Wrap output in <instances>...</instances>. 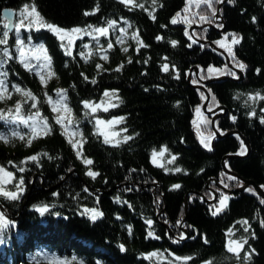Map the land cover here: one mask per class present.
<instances>
[{"label":"trees","instance_id":"obj_1","mask_svg":"<svg viewBox=\"0 0 264 264\" xmlns=\"http://www.w3.org/2000/svg\"><path fill=\"white\" fill-rule=\"evenodd\" d=\"M187 1L133 0L126 5L124 0H0V33L5 22L3 9L11 7L17 14L28 3L35 4L45 22L64 29L94 30L108 27L111 20H116L117 24L131 25V35L138 29L143 40L137 52L134 36L121 45L112 32L113 47L109 49V40L103 38L104 52L85 53L88 57L85 60L78 54L81 42L73 51L74 58L68 57L56 34L40 30L34 38L44 42L55 73L47 90L39 76L17 60L13 34L8 44L0 43L7 81L11 86L19 84L20 89L29 93L23 100V113H36L49 125V131L32 139L30 144L20 137L8 142L0 140V165L13 172L12 179H0V186L5 191H16L18 178L24 176V185H21L24 191L17 193L18 199L0 194V211H4L8 220L15 221L5 229L6 243L0 244V264H81V261L83 264H97V261L103 264H204L205 261L264 264V224H261L264 198L257 192L246 191L247 187L239 191L246 181L264 185V123L258 118L264 110L261 98L264 97V0L214 2L213 6L218 9L217 22L224 24V32L215 23L197 22L205 14L204 4L187 19L190 23H185ZM174 16L175 24L172 23ZM192 27H195L193 32ZM204 28H208L206 33ZM225 32L239 37L234 52L247 69H238L243 71V79H238L240 75L199 78L213 80L207 84L211 88V92H206L210 95L208 106L225 109L216 119L218 137L212 124L194 123L197 109L204 111L207 95L200 97L204 87L202 83L192 82V73L196 67L200 71L209 66L223 67L227 59L207 45H215L214 41ZM157 35L165 39L157 41ZM169 38L178 44L172 45ZM5 47L10 56L2 53ZM104 55L108 56L107 60ZM164 63L169 65L168 72L163 71ZM98 64L102 67L98 68ZM121 64L123 68L119 67ZM176 69L181 72L178 78ZM60 89L67 90L68 105L83 135L82 156H77L46 100L47 95H54ZM213 95L215 102L211 99ZM14 96L12 104L20 99L17 94ZM83 99H89L94 105L103 99L104 106L92 112L81 103ZM253 108L256 116L247 115ZM232 115L237 116L235 121L230 119ZM114 116L123 119L113 125L115 137L106 138L98 130V121L110 122ZM213 116L205 113L211 121ZM125 128L127 132L122 131ZM203 133L213 135L212 149L203 146L200 140ZM126 135L131 139L125 140ZM33 155L39 163L27 159ZM83 158H90L93 163L84 165ZM20 167L24 168L23 172L19 171ZM176 167L181 171H165ZM89 170L100 175L93 179L88 175ZM5 176L6 173H0L1 178ZM172 184L181 187L173 189ZM129 187L133 190L127 191ZM221 190L229 197L224 207L219 203ZM54 192L59 194L53 196ZM117 195L121 202L114 200ZM200 196L204 197L203 201ZM53 201L56 206L50 207L47 213L32 207ZM81 205L89 209L96 207L105 215L92 222L90 214L81 216L77 211L78 208L85 211ZM209 205L219 209L215 215H212L215 209ZM56 212L62 215L56 216ZM181 213L183 222L195 229L190 227L185 231L196 238H185L183 244L177 245L169 236L175 231L171 225L180 219ZM148 219L153 220L150 226ZM149 229L154 232L153 236H148ZM244 236L248 238L247 243L241 242L238 253L232 252L231 248H236L237 241ZM121 243L127 251L120 250ZM252 248L256 251L249 258L247 253ZM39 252H48L59 260L44 258ZM149 252L155 255H142ZM185 255L191 256V260L176 259Z\"/></svg>","mask_w":264,"mask_h":264},{"label":"snow or ice","instance_id":"obj_2","mask_svg":"<svg viewBox=\"0 0 264 264\" xmlns=\"http://www.w3.org/2000/svg\"><path fill=\"white\" fill-rule=\"evenodd\" d=\"M131 2H133V0H124V3L126 5L131 3ZM153 2H155V0H153ZM202 2L204 4V6H205L204 10H203L205 14L200 16V19L197 22L208 21L209 23H215L216 27L218 29H223L224 28V24L222 22H217L218 17L216 16V13H217L218 9H217V7L213 6L214 2L216 4H219V3H222L223 0H202ZM228 2L229 3H233L234 0H228ZM136 6L140 7V8H143L144 4H137ZM30 7H31L32 11H27ZM35 9H36L35 4L30 5L28 3H25L23 5V9L20 10V12H19L20 24L25 29L28 30V32H27V45H30V46L35 47V48H41V49L44 48V42L43 41H41L39 43H34V41H33V31L32 30L34 28L37 31L39 29H41V28L49 29V30H51L53 33H55L59 37V39L61 41L60 47L63 49V51L66 53V55L68 57H73V52L71 51L73 41L71 39H69L67 41V43H63L65 38H64L63 35H61V33L66 32V31H71V32H75V33H82L83 35H88V36H92L93 35L92 32L87 31L86 29H81L79 27H76V28H73V29H64V28L59 27L57 24L45 22L43 20V17L40 15V12L36 11ZM3 11H4L5 18L7 19V14L10 11L15 12L16 10L15 9L5 8ZM219 11L222 12L223 9H219ZM179 15H180V13L177 12L176 16H179ZM176 16H174L172 18V23L173 24L176 23ZM33 17H36V19L33 20ZM120 19L123 20L124 17H121ZM152 19L155 20L156 17L152 16ZM253 20L255 21L256 17H253ZM185 23H190V22L187 19H185ZM116 24H117L116 20H111L109 22V24H108V27H100V28L96 29V31L99 32V33H102L105 36H107L109 27H113ZM129 26H131V25H129ZM89 27H93V26H89ZM163 27L167 28L168 26L164 25ZM121 31H125L126 32L127 29L126 28H122ZM203 31L206 33L208 31V28H204ZM6 35L7 34L4 33L5 37H6ZM21 35H22V33L20 31V27H17L16 28V38H17V41L20 43V46L23 47L24 43L21 40ZM132 35L137 40L138 46L136 48V51L139 52L140 51L139 45L143 44V40L140 39V37H139V30L137 29L136 32H134ZM229 36H232V40H231L230 43H226V41H228V39H229ZM117 39L121 40V41L123 40L122 37H117ZM155 39L157 41H161V40L165 39V37H163L162 35H157L155 37ZM3 42H6V41L5 40H0V43H3ZM170 42H171L172 45H177L178 44V41L174 40V39H170ZM238 42L239 41L237 39V34L236 33L225 32L223 34L222 38L216 39L214 41V44L215 45H219L221 49H226V52L221 51L220 55L224 56L226 59H227L228 56H230L231 59L228 60L226 63H224L223 67L220 68V69H217L214 66H209V67H207V69L205 71H200L199 68H197V70L193 73V81L192 82L193 83H197V84L202 83V81L199 79V77H203L204 80H209L211 77H214V76L218 77V76H225V75L231 76V77H238L239 76V73L237 71L238 69H247V65L243 61L238 60V58L236 56V53L233 50L232 45H234V44H236ZM96 43H97V45H99L100 41L96 40ZM195 43L199 44L200 42L196 41ZM87 46L88 45L83 40H81V47L82 48H86ZM191 46L192 45L189 44V47H191ZM107 47L109 49H111L113 47V44L111 43V41L108 42ZM207 47L212 48L213 44L209 43L207 45ZM124 51L126 52L127 48H125ZM2 53H7L8 55H11V53L9 52V49L7 47L2 49ZM21 54L23 55V53H21ZM78 54H79V56L84 57L85 60L88 59V57L85 55L84 51H79ZM44 59H45V61H48V60H50V57L45 56ZM104 59L107 60L108 56L104 55ZM37 60L39 61L40 57H37ZM5 62L6 61L3 58V55L0 54V65L4 64ZM129 62H131V57H129ZM229 64L234 65V67H229ZM27 66L28 65L25 64V67H27ZM65 66H67V65H65ZM97 67L100 68V67H102V65L98 64ZM119 67L123 68V64H121ZM162 68H163L164 72H168L169 71V65L167 63H164L162 65ZM257 71H259V69H257ZM0 75L6 76V73L0 72ZM53 75H55V73H53ZM180 75H181L180 70L176 69L175 70V76L178 78ZM41 79L43 80V77H41ZM92 83L95 84L96 81L93 80ZM7 87H8V84H7L6 80L5 79H0V89H6ZM19 89H20V85L16 84L15 87H14V90H19ZM59 91L61 93L60 102L63 103L65 100H67V90L60 89ZM112 91H113V93H115V91H117V90L114 89ZM206 92H211V88H209L207 84H204V91L200 92V97L203 98L205 96ZM107 95H108V91H105L104 92V96H107ZM249 95H251V94H249ZM237 98H239V95H238ZM261 98L264 99V97H261ZM0 99H2V97H0ZM49 99H51V97H49ZM211 99H212L213 102H215L216 101L215 95H213L211 97ZM81 103L84 106L92 108V112L96 111V107L97 106H94L93 102L90 101L89 99H83L81 101ZM121 103H123L122 100H121ZM244 103L247 104L248 101L245 100ZM177 104H179V101H177ZM98 106L99 107H103L104 106V100L103 99L100 100V103H99ZM111 106H114V105H111ZM32 107H35V104H33ZM208 107L211 108L212 105H209ZM105 111H107V108H105ZM221 111H223V109H221ZM246 114L249 115V116H256L255 108H253L250 112H248ZM9 115H11V113H9ZM88 115H90V114H88ZM197 115L198 116L201 115V113L199 112V109H197ZM7 118L8 117L3 114V110H0V119H7ZM258 118H259V120L262 123H264V110L261 111V114L259 115ZM16 119H20V117L17 116ZM122 119H123V117H121V116H114V117H112L110 122L111 123H118ZM230 119L235 121L237 119V116L232 115L230 117ZM57 121H59L61 124H63V121L61 120V118L59 116L57 117ZM28 122L29 121L27 119L24 120V123L27 124ZM76 122L80 123L79 120H77ZM99 123L101 125H103V124H105L107 122L105 120H103V119H100ZM194 123H195V121H194ZM204 123L208 124V125H211L213 122L211 120L205 118ZM29 126L31 127L32 125H29ZM197 130L199 131V129H197ZM122 131L127 132V129L126 128L122 129ZM208 131L211 132V128H208ZM6 135L7 134L3 130H0V138H5ZM11 135L19 136L21 134L19 132H12ZM113 135H115V133H113ZM135 135H139V133H135ZM21 138H23V137H21ZM124 139L128 140V139H131V137L126 135L124 137ZM31 142H32L31 139H29L28 143L30 144ZM241 143L243 144V141H241ZM204 147L207 148V147H209V145L207 143H205ZM152 151H153V154H155L156 149H153ZM242 151H244V149H242ZM76 154H77V156H80L81 153H80L79 148L77 149ZM27 159L28 160H37V157L35 155H33V156L27 157ZM173 159H175V157H173ZM8 163L12 164L13 162L9 161ZM37 163H39L38 160H37ZM92 163H93L92 159L83 158V164L84 165H91ZM19 171L23 172L24 168L20 167ZM69 171H71V169H69ZM165 171L180 172L181 169L179 167L172 168V169L166 168ZM0 173H6V176L4 177L5 180H10L13 177V172L7 171L3 165H0ZM88 175L91 176L93 179H95V177L100 175V173L89 170L88 171ZM128 178L130 179L131 177L129 176ZM105 183H107V181H105ZM221 183L223 184L224 181L221 180ZM238 183H242V182H238ZM21 185H24V176L23 175H21L18 178V183L15 185L16 191H10V190L9 191H5V189L2 186H0V194H2L3 196H5L7 198H10V199H18L17 193L18 192L22 193L24 191V188L21 187ZM134 187L139 188V185H135ZM180 187H181L180 184H172L171 185V188H173V189H179ZM213 187H215V184H213ZM259 187L264 188V185H260ZM126 190L127 191H132L133 189L131 187H129ZM246 191H248L250 193L251 192H256V188L249 186V187L246 188ZM58 194L59 193L54 192L53 196H56ZM257 195H259V194L257 193ZM95 199H96V203L99 204V196H96ZM199 199L201 201H203L204 197L200 196ZM228 199H229V197H228L227 192H224L223 190H221V195H220V198H219L220 205L224 206L225 202ZM114 200L118 201V202H121V197L119 195H117V196L114 197ZM55 206H56V202L55 201H53L51 204H49L48 202H40L38 204H33L32 205V207L35 208V209H38L40 213H47V212H49L50 207L54 208ZM0 207H2V206H0ZM81 207L84 208L85 211L81 212L79 208L77 209V211L80 212L81 216H84L86 214H90L92 222L97 221L98 218L104 217V215H105V213L103 211H100L96 207H93V208H90V209L87 208L85 205H81ZM209 207L215 209V211L212 212V215H215L216 211L219 210V209L216 208V205H209ZM55 215L56 216H61L62 213L56 212ZM162 215L166 216V213H163ZM117 216H119V213H117ZM12 223H15V221L8 220L7 217L5 216L4 211H0V244L6 243L5 229L9 225H11ZM244 223L247 224V221H244ZM152 224H153V220L152 219H148L147 220V225L150 226ZM261 224H264V220H261ZM171 226H172V228L175 231H174V233L172 235L169 236V239H171L177 245L183 244L185 242V238L192 239V240H194L196 238L195 236L190 235L188 231H185L186 229H189L190 227L193 228V230H195V229H194V226H190L187 223L183 222V213H181L180 219L177 220ZM245 231H247V228H245ZM128 234L129 235L132 234V226L131 225L128 226ZM153 235H154V232L151 229H149L148 236H153ZM252 235H255V233L253 232ZM204 239L207 240V237L205 236ZM247 239L248 238L246 236L241 237L240 241H237V247L236 248H231V242L229 241L228 242V247L231 248L232 252L238 253L239 247L241 245V242L247 243ZM119 248H120L121 251H127V249L125 248L123 243H121L119 245ZM255 251H256V249L252 248L251 251H249L247 253V256L250 258L252 256V253H254ZM142 255H147L148 257H152L153 255H155V253L149 252L147 254H142ZM172 255L176 256L175 253H172ZM72 259H76V257H73ZM176 259L177 260H182V261H188V260H191V256L185 255L183 257H176ZM81 264H83L82 261H81ZM97 264H103V261H97ZM173 264H175V262H173ZM204 264H210V262L209 261H205Z\"/></svg>","mask_w":264,"mask_h":264},{"label":"rangeland","instance_id":"obj_3","mask_svg":"<svg viewBox=\"0 0 264 264\" xmlns=\"http://www.w3.org/2000/svg\"><path fill=\"white\" fill-rule=\"evenodd\" d=\"M203 4L202 0H188L187 1V6L184 11L183 18L189 19L191 16H193L197 11L198 8ZM36 10V9H35ZM27 11H32L31 7ZM37 11V10H36ZM20 12V11H19ZM19 12L16 15V21H15V30L13 32L14 36V50H15V55L16 58L19 62L23 64L25 67V64L28 66L26 67L27 69L34 71L40 78L44 90H47L49 83L52 81L53 78V73L51 70V59L48 61H45L44 57H50L48 50L44 44V48H35L30 45H27V32L28 30L25 29L19 21ZM36 17H33V20H35ZM219 20V19H218ZM7 23L3 22V31L0 33V40H5L6 42H3L4 44L9 43V39L11 37L10 31L6 27ZM20 27V31L22 33L21 35V40L24 43V46L21 47L20 43L17 41L16 38V28ZM122 28H126L127 31H121ZM130 26L127 22L123 24H116L113 27H109L108 29V35L105 36L102 33H99L94 30H87L93 33L92 36L88 35H83L82 33H75L71 31H66L61 33V35L64 36V41L67 43L69 39L73 41L72 43V48L71 51L73 52L76 48V45L83 40L88 46L86 48L81 47V51H84L87 55L93 54L96 50H99L101 53L104 52L105 49H103V44H102V39L106 38L107 40L111 41L113 44V41L111 39V33L112 35L115 36L116 41L124 45L128 42L129 38H133V35L129 33ZM40 30H44V28L39 29L38 31L34 28L33 31V41L34 43H39L41 40H36L34 38V34L37 32H40ZM46 30V29H45ZM49 30V29H47ZM51 31V30H50ZM52 32V31H51ZM4 33H6V37L4 36ZM53 33V32H52ZM55 34V33H54ZM117 37H122L123 40H118ZM237 39L239 41V37L237 36ZM96 40H99L100 43L97 45ZM232 39H228L226 43H230ZM235 45V44H234ZM234 45H232L233 50H234ZM81 46V43H80ZM220 48V47H219ZM226 52V49H222ZM23 53V55L21 54ZM36 53L37 57H40V60L33 59L32 54ZM6 56H10L6 53ZM233 66V65H231ZM234 67V66H233ZM0 72L4 73V65H0ZM195 72V71H194ZM193 72V73H194ZM192 73V75H193ZM43 77V80L41 79ZM200 78V77H199ZM0 79H5L8 87L6 89H0V110H3V114L7 116V119H0V130H3L7 135L5 138H0V140H4L5 142L11 141L13 138L16 137H23L26 138L27 140L29 139H34L37 136L44 135L49 131V125L46 122L45 119L41 118L40 115L34 113L30 115H25L22 111V105H23V100L29 96V93L27 91H23L22 89L19 90H14L15 86H11L9 82L7 81L6 77L3 75H0ZM14 94H17L20 99L12 104L11 101L13 99ZM51 97V99H49ZM47 103L50 106L52 112L55 115V120L56 122L60 125L62 128V132L68 139V141L73 145L74 149L77 152V149L79 148L80 150V156H82L83 152V145H84V140H83V135L81 132V129L79 125H77L74 121V115L68 105V101L65 100L63 103L60 102L61 100V93L59 90L55 91L54 95H47ZM99 104H96L94 106L96 107V110L98 108H103L99 107ZM92 109V108H91ZM209 111L214 110V107L212 106L211 108H208ZM201 115H197L196 113V118H195V123L197 125H200L201 123H204L205 120V111L201 110L199 111ZM11 113V115H9ZM19 116L20 119H16V117ZM60 117L61 120L63 121V124H61L59 121H57V117ZM28 120L29 122L26 124L24 123V120ZM115 123L107 122L103 125H101L98 121V130L100 133H102L106 138H112L115 137L116 132L113 130V125ZM29 125H32L31 127ZM12 132H19L21 135L19 136H14L11 135ZM115 133V135H113ZM107 134V135H106ZM213 135L210 133H203L200 135V140L204 146L205 143L209 145L207 149H212L213 147ZM3 181H6L3 177ZM227 202V201H226ZM225 202V204H226ZM224 207V206H221ZM39 256H42L44 258L52 259L55 261H58L59 258L53 257L50 253L48 252H39Z\"/></svg>","mask_w":264,"mask_h":264},{"label":"water","instance_id":"obj_4","mask_svg":"<svg viewBox=\"0 0 264 264\" xmlns=\"http://www.w3.org/2000/svg\"><path fill=\"white\" fill-rule=\"evenodd\" d=\"M227 0H224V2H226ZM6 8H8V9H13V8H11V7H6ZM5 9V8H4ZM3 9V10H4ZM2 20L3 21H5L6 23H7V25H6V27H7V29L10 31V33L11 34H13V32H14V30H15V21H16V11L15 12H12V11H10L8 14H7V19L5 18V15H4V11H3V13H2ZM195 29V27H192L191 28V31H193ZM220 31H222V32H224L225 31V27L223 28V29H219ZM201 41V40H200ZM202 43H206L205 41H201ZM213 47L214 48H216L218 51H223V50H221L220 48H218V47H216L215 45H213ZM225 52V51H224ZM36 57H37V54L36 53H33L32 54V58L33 59H36ZM229 59H228V57H227V61H228ZM197 70V67L194 69V71H196ZM238 71V73H239V75H240V78H238V79H243V71H241V70H237ZM189 81H191V77L189 78ZM202 81V87H204V84H208L209 82H211V81H213V80H211V81H203V80H201ZM206 95H207V98H206V101H205V103H204V105H203V109H204V111L206 112V114H208V115H214L213 116V119H212V127H213V129L215 130V132H216V135L218 136V137H220V133L217 131V129H216V126H215V123H216V119H218L219 117H220V115L221 114H223L224 112H220L221 111V109H223L224 111H225V109H224V107L223 106H220V107H218V108H216V109H214V110H211V111H209L208 109H207V106H208V103H209V100H210V95H209V93H206ZM220 112V113H219ZM248 186H253V187H255L256 188V192L262 197V198H264V190L261 188V187H259V185H257L255 182H253V181H246L245 182V184H244V186L241 188V189H239V191H242V190H244L246 187H248ZM228 192H230V191H228Z\"/></svg>","mask_w":264,"mask_h":264}]
</instances>
